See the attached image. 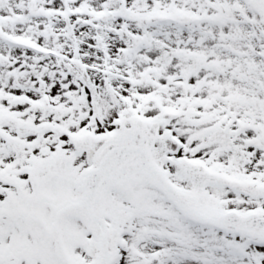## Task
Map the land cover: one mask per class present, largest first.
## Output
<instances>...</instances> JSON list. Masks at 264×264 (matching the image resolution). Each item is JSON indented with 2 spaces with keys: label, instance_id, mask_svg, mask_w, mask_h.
Listing matches in <instances>:
<instances>
[{
  "label": "snow or ice",
  "instance_id": "6c2138e0",
  "mask_svg": "<svg viewBox=\"0 0 264 264\" xmlns=\"http://www.w3.org/2000/svg\"><path fill=\"white\" fill-rule=\"evenodd\" d=\"M0 264H264V0H0Z\"/></svg>",
  "mask_w": 264,
  "mask_h": 264
}]
</instances>
